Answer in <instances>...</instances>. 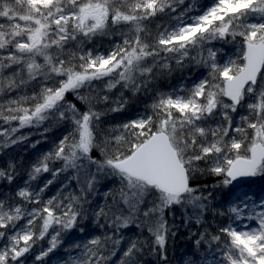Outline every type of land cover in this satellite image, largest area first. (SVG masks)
<instances>
[{
    "label": "snow or ice",
    "instance_id": "1",
    "mask_svg": "<svg viewBox=\"0 0 264 264\" xmlns=\"http://www.w3.org/2000/svg\"><path fill=\"white\" fill-rule=\"evenodd\" d=\"M0 264H264V0H0Z\"/></svg>",
    "mask_w": 264,
    "mask_h": 264
},
{
    "label": "trees",
    "instance_id": "2",
    "mask_svg": "<svg viewBox=\"0 0 264 264\" xmlns=\"http://www.w3.org/2000/svg\"><path fill=\"white\" fill-rule=\"evenodd\" d=\"M43 147V145H38V148Z\"/></svg>",
    "mask_w": 264,
    "mask_h": 264
}]
</instances>
